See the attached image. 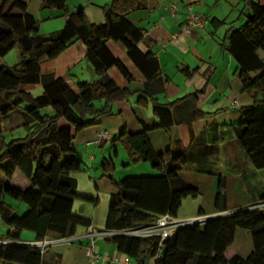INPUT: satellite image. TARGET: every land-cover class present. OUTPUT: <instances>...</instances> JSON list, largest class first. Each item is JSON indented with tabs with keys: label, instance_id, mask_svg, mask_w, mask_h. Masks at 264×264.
I'll list each match as a JSON object with an SVG mask.
<instances>
[{
	"label": "trees",
	"instance_id": "trees-1",
	"mask_svg": "<svg viewBox=\"0 0 264 264\" xmlns=\"http://www.w3.org/2000/svg\"><path fill=\"white\" fill-rule=\"evenodd\" d=\"M66 1L45 0L66 16L61 30L45 37L39 33L38 21L27 11L23 0H0V56L16 46L20 58L12 65H0V134H5L0 139V196L26 205V211L18 215L0 200L1 224L8 228L3 236L11 239H20L22 229L33 231L34 239H40L48 232L69 235L75 232L76 225H88L86 218L72 211L76 193L70 172L82 166V160L74 155L73 139L100 115L109 113L110 105L128 93L112 79L78 81L76 93L62 77L41 73V60L56 57L78 39L85 46V58L94 74L101 76L110 66H116L129 80L125 66L106 47V41L112 39L124 45L147 79L157 74L156 59L137 47L142 30L125 17L127 12L144 7L146 0H109L102 6L104 22L99 24L89 22L82 7L69 11ZM241 1L248 12L243 23L227 30L222 46L238 64L242 91L252 98L250 104L240 108L238 141L253 166L262 168L264 59L258 52L264 53V5L254 0ZM211 22L222 23L216 19ZM37 85L42 86V91L33 96L30 88ZM18 108L23 117L22 134H14L8 124L9 113ZM155 111L159 115L162 109L156 106ZM115 138L129 163L146 161L163 173L113 181L114 164L106 158L101 166L115 191L109 198L104 228H127L153 221L164 213L176 216L182 198L196 194V189L178 175L186 161L183 153H155L143 131L128 132L122 127ZM65 154L72 156L65 159ZM16 168L29 181L25 190L9 183ZM236 228L248 230L251 236L252 248L245 257L236 254L232 246ZM109 239L139 264L151 257L154 264H264V209H238L199 225L179 227L163 240L158 254L157 237L117 235ZM41 256L35 247L0 245L1 261L41 264Z\"/></svg>",
	"mask_w": 264,
	"mask_h": 264
},
{
	"label": "crops",
	"instance_id": "crops-1",
	"mask_svg": "<svg viewBox=\"0 0 264 264\" xmlns=\"http://www.w3.org/2000/svg\"><path fill=\"white\" fill-rule=\"evenodd\" d=\"M23 1L27 11L38 21L41 35L53 36L61 30L66 16L60 15L58 9L47 5L45 0ZM108 1L67 0L66 3L69 11L82 7L87 20L99 24L104 22L102 6ZM254 1L264 5V0ZM170 2L177 4L174 11L170 10ZM187 6L204 18L203 26L189 33L182 30ZM247 12L241 0H146L144 7L127 12L126 19L142 30L138 49L149 52L157 61V74L150 79L128 56L124 45L112 39L106 41V47L125 66L131 76L129 80L116 66H110L101 76L94 74L85 58V46L78 39L56 57L41 60L40 72L44 71L41 73L62 77L76 93V82L95 79H112L119 88L128 90L125 98L110 105L109 113L100 115L73 139L74 155L82 160V166L70 172L76 193L72 211L89 221L88 225H76V233L85 231L88 226H105L109 198L115 191L101 166L106 158H111L114 164L113 181L126 176L163 173L146 161L129 163L124 148L115 138L122 127L128 132H145L155 153L181 152L185 156L178 175L196 189V194L182 198L176 218L215 215L264 199V167L253 166L238 141L240 108L250 104L252 98L242 91L238 64L222 46L227 30L243 23ZM212 19L222 23L214 24ZM258 54L264 59V53L259 51ZM4 62L0 59V65H7ZM156 106L162 109L159 115ZM22 123L23 120L11 126L14 134L22 130ZM154 124L158 126L151 127ZM99 131H105L108 138L96 141ZM4 135L0 134V139ZM71 156L65 154L63 158ZM9 183L23 190L29 187L28 179L18 168ZM0 200L18 215L26 211L25 203L22 208L17 203L19 200L2 196ZM7 229L0 224V236ZM19 238L33 240L35 234L22 229ZM87 241L83 237L49 246L41 256V264H139L109 238L93 241V251L99 257L89 259L84 254ZM232 246L236 254L247 256L252 248L248 230L236 228ZM126 255L131 258L129 263L124 261ZM0 264L20 263L0 260ZM143 264H154V257Z\"/></svg>",
	"mask_w": 264,
	"mask_h": 264
},
{
	"label": "built area",
	"instance_id": "built-area-1",
	"mask_svg": "<svg viewBox=\"0 0 264 264\" xmlns=\"http://www.w3.org/2000/svg\"><path fill=\"white\" fill-rule=\"evenodd\" d=\"M170 10L174 11L177 8V4L175 2L168 3ZM187 13L185 15L186 22L182 26V30L185 32H190L193 28H199L203 26L204 18L203 15L199 12L192 11L190 6H187ZM108 138V134L105 131H99L96 134V141H100L101 139ZM244 208H253V209H264V199L258 200L253 204L246 206ZM240 208V209H244ZM238 210V209H237ZM236 210L220 212L215 215H197L188 218H176L172 216L170 213H164L161 216L157 217L155 220L138 224L134 226H130L127 228L113 229V228H95L92 226H88L85 231L80 233H72L69 235H59V234H45L40 239L33 240H22V239H11L5 236H0V245H8V244H18L23 246L35 247L38 251L43 254L49 246L58 243H70L77 241L83 237L87 238L88 241L84 247V254L87 258L93 259L99 257L97 253L93 251V241L96 238H111L117 235L123 236H132L138 238H148V237H157L158 238V251L161 250V246L163 240L170 237L179 227L187 226V225H199L204 223L206 220L215 217V216H223L229 213H232ZM1 224V219H0ZM125 262H130L131 258L126 255L124 256Z\"/></svg>",
	"mask_w": 264,
	"mask_h": 264
},
{
	"label": "rangeland",
	"instance_id": "rangeland-1",
	"mask_svg": "<svg viewBox=\"0 0 264 264\" xmlns=\"http://www.w3.org/2000/svg\"><path fill=\"white\" fill-rule=\"evenodd\" d=\"M45 37H52V36H45ZM16 50L17 47L14 46L12 47L4 56H0V59L4 60L5 64L7 65H12L14 63H17L19 61V55L18 53H16ZM41 72H44V71H41ZM42 91V86L41 85H37V86H34L32 88H30V92L33 96H36L38 94H40ZM22 114H21V108H18V109H15V110H12L10 113H9V126H13L15 127L18 122H22ZM18 132L22 133L23 131L20 129V131H17L15 132V134H17ZM18 204L21 205V207L23 208L24 207V203L22 201H17ZM2 229V228H1Z\"/></svg>",
	"mask_w": 264,
	"mask_h": 264
}]
</instances>
